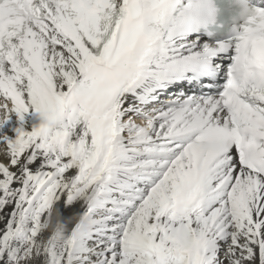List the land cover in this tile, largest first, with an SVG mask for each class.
<instances>
[{"label":"snow or ice","instance_id":"6c2138e0","mask_svg":"<svg viewBox=\"0 0 264 264\" xmlns=\"http://www.w3.org/2000/svg\"><path fill=\"white\" fill-rule=\"evenodd\" d=\"M245 9L211 44V0H0V264H264V10Z\"/></svg>","mask_w":264,"mask_h":264},{"label":"bare ground","instance_id":"6f19581e","mask_svg":"<svg viewBox=\"0 0 264 264\" xmlns=\"http://www.w3.org/2000/svg\"><path fill=\"white\" fill-rule=\"evenodd\" d=\"M20 126L18 118L13 116L12 119L9 121V123L5 126L4 128V132L9 134L13 139L15 138V129L18 128ZM32 125L30 123V115H26L25 116V120H24V129L25 131H31L32 130ZM84 209V205L83 204H77L76 207L72 210V212H66L65 216L66 217H71L74 216L76 213L78 212H82ZM8 211H11V209H8ZM69 228L72 227V222L70 221L68 224Z\"/></svg>","mask_w":264,"mask_h":264}]
</instances>
